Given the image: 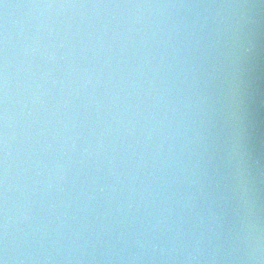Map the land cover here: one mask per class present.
<instances>
[{
  "label": "water",
  "instance_id": "95a60500",
  "mask_svg": "<svg viewBox=\"0 0 264 264\" xmlns=\"http://www.w3.org/2000/svg\"><path fill=\"white\" fill-rule=\"evenodd\" d=\"M0 259L264 264V0H0Z\"/></svg>",
  "mask_w": 264,
  "mask_h": 264
},
{
  "label": "clouds",
  "instance_id": "9594fccd",
  "mask_svg": "<svg viewBox=\"0 0 264 264\" xmlns=\"http://www.w3.org/2000/svg\"><path fill=\"white\" fill-rule=\"evenodd\" d=\"M235 139V144L236 145H239V143H240V141H239V137L237 136L236 138H234Z\"/></svg>",
  "mask_w": 264,
  "mask_h": 264
},
{
  "label": "snow or ice",
  "instance_id": "6c2138e0",
  "mask_svg": "<svg viewBox=\"0 0 264 264\" xmlns=\"http://www.w3.org/2000/svg\"><path fill=\"white\" fill-rule=\"evenodd\" d=\"M0 264H4V262H3V260H2V259H0Z\"/></svg>",
  "mask_w": 264,
  "mask_h": 264
}]
</instances>
